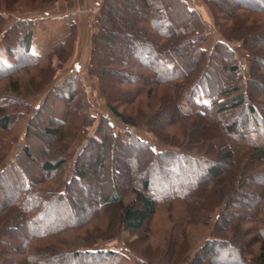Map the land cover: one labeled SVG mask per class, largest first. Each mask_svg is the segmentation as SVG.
I'll return each mask as SVG.
<instances>
[{"label": "trees", "instance_id": "16d2710c", "mask_svg": "<svg viewBox=\"0 0 264 264\" xmlns=\"http://www.w3.org/2000/svg\"><path fill=\"white\" fill-rule=\"evenodd\" d=\"M18 1L26 3L27 7L21 11L12 10L13 6H18ZM73 1L44 0V3L49 2V5L45 6L41 3L42 0H0V26L3 25L6 15H20L26 12L48 13L58 3ZM243 3L245 5H242ZM124 4L125 1H121L122 8L119 11L117 8L119 2L101 0L93 14L87 75L90 81L97 80L98 92L105 99L107 109L127 129L138 128L142 124H136L129 116H125L123 112L119 113L111 105L110 87L106 90V86L117 80L109 79L105 75L107 73L121 77L122 83L127 86L121 91L124 102L132 103L139 94L143 93L146 94V99H152L151 89L164 85L166 89H162L159 97L154 98L156 106L162 105L169 111L168 127L178 126L180 122L184 123L183 120L190 121L188 125L191 128L184 130L183 134L188 141L187 151L193 152L192 154L178 149L183 147L176 144L175 140H169L167 144L160 142L168 146V150L159 154L155 152L156 145L144 147V142L139 143L137 140L135 146L149 153L150 163L145 164L147 156H136L134 162L151 169L156 160H168L167 156L172 154L174 149L185 155L178 156L177 162L183 161L187 165L199 162V154H202L205 148L215 157L216 163L208 168L205 179H198L189 185L177 182L176 189L166 195L169 197L167 204L172 205L177 202L184 206L183 213L187 219H190V214L196 213L197 209L203 208L202 210L209 211L220 208L210 238L197 249L188 264H203L210 261V264H222L215 262L221 254H227L232 258L234 261L232 264H253L254 261L264 264V170L256 169L259 165H264V131L261 129L262 133L256 131L257 134H253L255 131H250L252 127L246 120V116L259 114L258 102L264 103V86L256 81L254 76V60L264 65V24L251 21L249 15H244L264 14V0H261V3H253L252 0H206L214 26L219 29L221 36V40L217 41L208 52L203 48L209 36L207 25L201 21L198 12L190 8L184 0H139L133 19L131 21L126 19V22L122 18L124 11L128 10L123 9ZM239 9L241 13L236 16L235 12ZM217 12L222 14L223 18L219 19ZM35 27L34 19L23 16L18 17L5 29L0 27V44L4 46L3 54L6 57L5 59L0 57V79L8 80L18 74L31 71L28 86L32 80L43 82L37 83L42 84L38 92L22 95L19 94L17 87L19 79L14 77L16 82L8 85L10 88L8 94L11 96L7 99L9 105L0 103V131L9 129L10 120L19 114L17 110L13 112L14 114L9 113V116L4 113L7 107L13 104L18 107H29L27 103L38 95H43L45 102L54 97L71 103L77 93L86 94L76 75H70L62 83L54 84L58 71L70 57L76 34L74 26L70 24L64 37L53 43L43 56L34 54L30 49ZM16 30L20 33L19 41L13 44L10 36ZM255 40L259 41L253 47L250 42ZM233 42H239L247 52L246 58L250 63L247 78L242 77L234 52L229 47ZM104 50L112 51L113 55H110L112 60L107 58L103 63L100 61V54ZM259 54L260 57L257 56ZM218 57L229 60V64L215 68L213 63H216ZM54 60L57 67L53 65ZM111 63L119 67L110 68ZM163 69H167L169 74H163ZM115 89H112L113 93L116 92ZM199 94L213 95L214 99L209 104L200 103L199 107L195 108L192 104L195 96L199 97ZM7 100L0 99L1 102ZM139 107H141L140 103ZM135 112L138 114V111ZM69 113L68 118L71 115ZM218 118L224 122L222 127L219 126V130L211 129L208 123L216 122ZM226 118H230L231 121L225 122ZM58 121V124L66 122L60 119ZM71 121L68 119L64 126L69 125L68 122ZM147 122L150 123L145 121L144 125L149 127ZM179 125L183 127L182 124ZM235 126H237L236 130H234ZM160 130L158 129L159 135ZM44 131L50 137L60 134L58 129L46 128ZM204 135L207 139L203 138ZM156 137L159 139L158 136ZM107 142L108 139H104L97 149L99 154L95 159L97 171L101 168L106 169L107 162L103 154ZM9 149L10 144L0 136V150H3L0 165L5 162ZM21 158L33 161L27 146L22 148ZM63 163L64 160L54 164L49 161L43 162L41 172L52 173ZM21 167L23 168L22 164ZM10 174V165L0 172V184L5 183L4 193L9 194V197L7 194L0 195V264H120L119 260L123 256L118 252L96 247L101 236L96 239L85 237L82 239L81 247L74 250L63 249L64 245L58 249L59 245H56L55 241L59 239V234L73 229L84 220L74 223L63 222L58 226L55 224L45 226L41 214L50 208L53 201H36L41 194L35 190L37 183L27 180L24 176L19 178L15 176L13 179ZM149 174L131 181L129 190L133 200L130 203L124 204L122 194L114 188L107 199L99 190L98 201H93L86 208L91 209L90 215H94L99 212L100 207L103 208L104 213L111 207L112 211H109V215L113 220L109 230H114L115 226H122L129 232L143 234L136 241L125 243V248L139 257L135 260L136 264H169L173 258L175 241L167 240L163 250L154 249L155 254L152 258L132 248L133 242L147 239L148 226L152 218L159 206L166 202L157 201L158 198L153 196L154 193L150 194L152 191L165 189H159L157 185L152 186ZM251 175L257 179V184L249 181ZM186 176L189 178V175ZM74 178L78 182L84 179L81 166L76 169ZM205 180L209 184V191L205 190L201 198L196 197L195 201H192L191 195L200 188L202 182L206 184ZM66 195H70L68 191L54 198L63 200ZM236 198H240L243 207L251 203H256L257 206L252 215L249 216L245 212L228 221L230 212H234L228 211L229 204L235 202L230 200ZM58 202L65 203V201ZM187 208H190V211H187ZM188 222L182 218L175 224L171 223V226L183 237L182 224ZM246 225L247 229L244 227ZM253 229L257 230L258 237H252L247 244L241 243L239 246L233 244L235 248L232 246V250L227 249L233 242L230 243V237L235 240L244 235L245 231H253ZM106 239L107 237H103L101 240L106 241ZM247 250L254 252L247 254Z\"/></svg>", "mask_w": 264, "mask_h": 264}, {"label": "rangeland", "instance_id": "374dc122", "mask_svg": "<svg viewBox=\"0 0 264 264\" xmlns=\"http://www.w3.org/2000/svg\"><path fill=\"white\" fill-rule=\"evenodd\" d=\"M43 1L44 0L41 2L42 4L45 6L49 5V2L44 3ZM115 1L119 2V5H116L119 11H121L122 8L121 1H125L123 9L127 8L128 10L124 11L122 18L125 22L126 19L131 21V19H133L134 10L139 5V0ZM184 1L190 8L198 12L201 21L207 25L209 36L205 41L203 48L208 52L217 41L221 40V36L219 29L214 26V20L211 12L206 6V0ZM239 2L241 3V1ZM252 2L261 3V0H252ZM100 3L101 0L98 5ZM242 5H245V3ZM24 7H27L26 3L23 4L21 1H18V6H13L11 9L21 11L24 10ZM97 7L94 12H96ZM79 9L80 10L74 15H70L68 18H64V20L54 19L52 14H49V11L48 13L26 12L20 15H6L4 23L0 27L1 29L2 27H4V29L7 28L21 16L39 17L38 19H34L36 27L33 33L30 49L34 54L43 56L53 43L64 37L69 30V25L72 24L76 30V34L74 36V43L70 52V57L60 69L63 70L66 66L70 65L71 57H74L73 52L76 38L80 39V49L82 50H80V55H78V57H89L91 49V25L94 18L92 15L94 14L92 11L93 8H89V11L91 10L92 12H87L88 18L84 13V11H88L86 4L80 5ZM240 11V9L237 10L235 15H240ZM217 15L219 19L223 18V15L218 12ZM244 15H249V19H251V21L253 20L260 24H264L263 13H246ZM89 16L91 23L89 21ZM80 17L82 18L79 20ZM184 21L186 22V20ZM78 24L79 26L82 24L85 29H79L77 31ZM77 32L81 33L79 34V37ZM19 36V31H14L10 36V41L15 44L19 41ZM258 41L259 40H255L253 42L251 41L252 43L250 42V45L254 47V44ZM229 47L234 52L242 77L247 78L250 71V63L246 58L247 52L242 48L239 42H233L229 45ZM3 48L4 46L0 44V57L5 59L6 57L3 54ZM110 55H113L112 51L104 50L100 54V61L104 63V61L112 60V56ZM257 56L260 57L261 55L259 54ZM216 60V63H213L215 68H221L224 64H229V60H224V57H218ZM53 65L54 67H57L56 60H54ZM254 65V76L257 79L256 81H259V83L264 86V65L259 64L256 60H254ZM109 67L118 68L119 66L116 67L113 63H111ZM75 72H73L72 75H76V77L80 79L81 85L83 86L86 94L83 92L77 93L74 95L75 97L71 103L57 100L54 97L45 102L43 100V95H38L27 103L29 107H18V105L14 106L13 104L12 106L7 107V110L4 111V113L8 115L9 113L14 114L13 112L17 110L19 111V114L12 117L9 129L0 131V136L5 138L7 144H10V149L6 155L5 162L0 165V172L5 167L10 165V175L12 178H15V176L18 178L24 176L27 180L29 179V181L32 180L37 183L35 190L41 194L36 201H53L50 208L43 213L41 212V215H43L42 222L45 223V226L53 224L58 226L63 222L65 223L69 221L74 223L75 221L81 222L84 220L80 225L78 223V225L74 226L73 229L59 234V239L57 241L54 240L56 245H59L58 249L64 245L63 249L68 248L69 250H74L81 247V242H83L82 239L85 237H88L89 239H96L98 236H101L96 247L118 252L123 256L119 260L120 264H136L135 260L139 257L136 253L126 249L125 243L130 241L132 242L133 240L136 241V239L141 238L143 234L141 232L137 234L129 232L122 226H115L114 230H109L113 220V217L109 215V211L111 212L112 210L110 209L112 208H107L104 213L103 208L100 207L97 214L90 215L91 209L86 207L91 205L93 201H98L97 198L99 190L103 194L104 198L107 199L109 193L114 188L122 194L124 204L130 203V201L133 200V195L129 190L131 181L142 178L144 175L150 173L149 176L151 178L152 186L154 185L155 187V185H157L159 189L164 188L167 190L166 193L165 190H160L152 191L150 194L154 193L153 196L158 198L157 201L166 202H163L164 204L159 206L158 211L152 218L148 226L147 239H140L135 243L133 242V245L131 244L132 248L138 253L147 254L150 258H152V256H154L153 254H155L154 249H158L159 251L163 250L167 244V240H171V242L175 241L173 258L169 264H188L197 249L210 238V235L215 228V222L220 208L209 211L202 210L203 208H200L197 209L196 213H191L192 215L190 214L189 216L190 219H187L186 215L183 213L185 211L184 206H182L181 203L178 204L177 202H174L175 204L172 205L167 204L169 197L166 195L170 193V191H174L176 189L177 182H183L184 185H189L198 179H205L208 168L212 164L216 163L215 157L213 154H209L208 149L206 150L205 148V150L202 151V154H199V162H196L193 165H187L183 161L177 162V157L184 155V153H178V149H182L183 152H187L189 154L193 153L191 151H187L186 146L188 141H186L183 134L184 130L191 128L188 125L190 121L183 120L184 123L180 122L179 124H182L183 127L179 124L178 126L173 125L168 127L169 125L167 123H169V111L166 107H162V105L156 106V100L154 98H158L162 89H166L164 85L155 86L151 89L152 99H146V94L143 93L139 94V96H137L132 103H129L126 101L124 102L121 96V91L127 88V86L122 83L123 80L121 77L115 76L112 73L105 74L109 79L117 80L116 82L106 86V90L110 87L109 94L111 93V105L119 113L123 112L125 116H129L136 124H142L138 128L127 129L125 125L122 124L120 120L113 116L107 109L105 99L98 92L97 80L91 79L90 81L88 78L87 66L85 70H81L79 74H75ZM162 73L167 75L169 74V71L167 69H163ZM31 75L32 72L29 71L24 74L14 76L15 78L17 77L16 79H19L17 84L18 91L20 92L19 94L26 95L28 93V95H32L33 92L39 91L42 84L37 83L43 82L32 80L29 87L27 82L30 81ZM14 77L8 80L6 78L0 79V99L7 100L8 97H11L8 94L10 89L8 85L12 84V82L16 80ZM112 89H115L116 92L113 93ZM254 91L255 90H252V92ZM83 96L85 98H82ZM194 99L195 101H193L194 104L192 105L195 108H198L200 103L209 104L214 99V96H201L199 94V97L195 96ZM0 103H3L5 106L9 105L8 100L4 102L0 101ZM139 103L141 104V107H139ZM257 104L259 114L257 116H246L247 124L252 127V130L250 131H255L253 134H257L256 131L260 133L261 129L264 131V117H262L264 116V103L258 102ZM135 111H138V114ZM68 113L71 114L69 118ZM67 118L72 121L70 123L68 122L69 125L64 126L68 121ZM57 119L65 120L66 122H60L63 124H58L57 122L59 121ZM145 121L150 122H147L150 125L149 127L144 125ZM226 121L228 123L231 120L230 118H226L225 122ZM223 123V120L221 121V119L218 118V121L216 122H209L208 126H210L211 129L219 130V126L222 127ZM61 126L63 127L61 128ZM46 128L58 129L60 136H47L44 131ZM158 129H161L159 131L160 135L158 133ZM236 129L237 126L234 127V130ZM156 136H158L160 140L157 139ZM199 137L200 135H198V138ZM106 138L108 139V142L103 154L107 162L106 169L101 168L97 171L95 170V159L99 156L97 149ZM203 138L207 139L205 135ZM137 140L139 143L144 142V147H146V145H156L157 148L155 149V152L157 154L161 152L164 153L168 150V146H165V144H167V141L169 140H175L176 144H179L183 148H178L177 150L174 149V152L167 156L168 160L158 159L153 163L151 169L150 167H147L146 169V166L144 168L138 164V162H134V157L136 156H147L148 158H146L148 162L146 160L145 164L149 165L150 163L149 153L138 148V146H135L137 144L135 141ZM24 146L28 147L33 161H27L21 158L22 148ZM2 153L3 150H0V158L3 156ZM59 160H64V163L56 171L52 173L41 172V165L43 162L49 161L54 164ZM21 164L23 168L21 167ZM79 166L82 168L84 179L78 182L75 181L74 176L75 171L76 169H79ZM256 169L263 171L264 165H259ZM186 175H189V178L191 179H189ZM122 180L123 182L121 183ZM249 181L252 184H257V179H255L252 175ZM205 182L206 184H203L202 182L200 188H198L191 195L190 198L193 199L192 201H195L196 197L201 198L202 194L206 192L205 190L209 189L207 180H205ZM259 186L260 185H258V187ZM4 189L5 183L0 184L1 196L7 194L6 192L4 193ZM66 191H68L70 195H66L63 200H57L54 198L55 196L57 197L58 195H61V193L65 194ZM29 194L32 195V193ZM184 194H186V192ZM7 196L9 197V194H7ZM48 197L49 199H47ZM58 201H65V203H59ZM230 201L235 202H229L228 211L231 210L234 212H230L231 214L228 221L233 220L235 216L245 212H247L249 216L252 215L254 208L257 206L256 203H251L249 206L243 207V205H241L242 201L240 198H236L235 200L231 199ZM189 209L190 208H187V211H190ZM182 218L189 221L185 225L182 224V227L184 228V232L182 233L184 234L183 237L180 234H177V230L172 229L171 226V223L175 224ZM244 227L247 229V225ZM103 237H107L106 241L101 240ZM252 237H258L257 230L253 229V231H245L244 235L235 240L230 237V243L232 241L233 242L230 245L231 247L229 246L227 249L232 250V246L235 248L233 244H237L238 246L241 245V243L247 244L250 242ZM252 252L254 251L247 250V254H252ZM247 257L251 258V256ZM215 262L232 264L234 261L227 254H221L215 259ZM210 263L211 261L203 264ZM253 264L258 263L254 261Z\"/></svg>", "mask_w": 264, "mask_h": 264}, {"label": "crops", "instance_id": "0c3cea01", "mask_svg": "<svg viewBox=\"0 0 264 264\" xmlns=\"http://www.w3.org/2000/svg\"><path fill=\"white\" fill-rule=\"evenodd\" d=\"M85 1H88V2H85ZM99 1L100 0H75V1L70 2V3H58L51 10H49V14H52V17H54V19L64 20V18H68V16L74 15L77 11H79L80 5L86 4V6L88 7V11H84V13L88 18L87 12L93 11V13H95L94 11H95ZM89 8L90 9L93 8V10L89 11ZM82 17H80L79 20ZM23 18L38 19L39 17L32 16V17H23ZM89 21H90V16H89ZM90 23H91V21H90ZM79 29L83 30V29H85V27L82 26V24H81V26H79V24H78L77 31ZM79 34H81V33L77 32L78 37H79ZM80 45H81L80 39L76 38L75 45H74V52H73L74 57L73 58L71 57V59H70L71 63L69 66H66V68H64L63 70H60L57 73L56 78H55V82H54L55 85L62 83L64 81V79H66L68 76L72 75L73 72L76 71L75 74H79L81 70H85L87 63H88V58L84 57V56L78 57V55H80V50H81Z\"/></svg>", "mask_w": 264, "mask_h": 264}]
</instances>
